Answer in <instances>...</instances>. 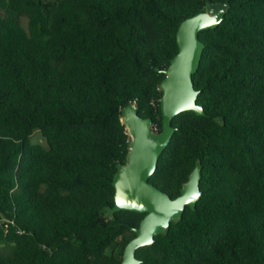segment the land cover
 Instances as JSON below:
<instances>
[{"label": "trees", "instance_id": "obj_1", "mask_svg": "<svg viewBox=\"0 0 264 264\" xmlns=\"http://www.w3.org/2000/svg\"><path fill=\"white\" fill-rule=\"evenodd\" d=\"M199 91L150 179L202 196L141 264H264V0H0V264H121L146 214L115 206L133 138L163 130L161 84L183 21L207 9ZM38 135L43 142H34Z\"/></svg>", "mask_w": 264, "mask_h": 264}, {"label": "water", "instance_id": "obj_2", "mask_svg": "<svg viewBox=\"0 0 264 264\" xmlns=\"http://www.w3.org/2000/svg\"><path fill=\"white\" fill-rule=\"evenodd\" d=\"M225 11L213 15L204 11L182 22L177 40L178 54L164 71L166 77L161 84L162 124L161 133L153 128V120L139 115L138 108L128 105L123 110L125 123L133 138L129 162L120 165L114 179L115 206L109 215L121 211L146 214L136 236L125 248L121 264H141L136 252L155 242V237L165 234L172 222L182 219L186 207L195 209L202 196L200 166L193 171L189 182L176 199L150 182L156 173L159 160L170 145L176 132L173 120L181 113L193 111L205 115L203 107L197 104L199 91L195 88L193 76L197 74L205 44L199 35L204 30L216 29L225 19Z\"/></svg>", "mask_w": 264, "mask_h": 264}, {"label": "rangeland", "instance_id": "obj_3", "mask_svg": "<svg viewBox=\"0 0 264 264\" xmlns=\"http://www.w3.org/2000/svg\"><path fill=\"white\" fill-rule=\"evenodd\" d=\"M206 12H208L209 14L213 15L215 13V11H213L212 9H207ZM32 141L34 142H40L42 143L43 140L38 136V135H35L33 138H32Z\"/></svg>", "mask_w": 264, "mask_h": 264}]
</instances>
